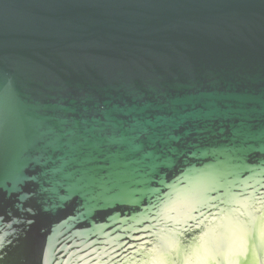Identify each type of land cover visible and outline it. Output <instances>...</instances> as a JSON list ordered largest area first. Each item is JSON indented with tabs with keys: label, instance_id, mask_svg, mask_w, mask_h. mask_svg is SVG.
Here are the masks:
<instances>
[{
	"label": "water",
	"instance_id": "95a60500",
	"mask_svg": "<svg viewBox=\"0 0 264 264\" xmlns=\"http://www.w3.org/2000/svg\"><path fill=\"white\" fill-rule=\"evenodd\" d=\"M0 264H264V0H0Z\"/></svg>",
	"mask_w": 264,
	"mask_h": 264
}]
</instances>
